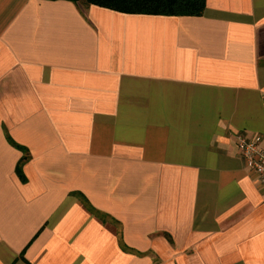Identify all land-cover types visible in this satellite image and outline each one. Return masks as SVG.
Instances as JSON below:
<instances>
[{"label":"crops","instance_id":"obj_1","mask_svg":"<svg viewBox=\"0 0 264 264\" xmlns=\"http://www.w3.org/2000/svg\"><path fill=\"white\" fill-rule=\"evenodd\" d=\"M242 132L264 143V0H0V264H264Z\"/></svg>","mask_w":264,"mask_h":264},{"label":"trees","instance_id":"obj_2","mask_svg":"<svg viewBox=\"0 0 264 264\" xmlns=\"http://www.w3.org/2000/svg\"><path fill=\"white\" fill-rule=\"evenodd\" d=\"M127 13L202 15L207 0H73ZM25 159V158H24Z\"/></svg>","mask_w":264,"mask_h":264},{"label":"built area","instance_id":"obj_3","mask_svg":"<svg viewBox=\"0 0 264 264\" xmlns=\"http://www.w3.org/2000/svg\"><path fill=\"white\" fill-rule=\"evenodd\" d=\"M237 146L247 166L253 170L264 185V143L260 136L236 135Z\"/></svg>","mask_w":264,"mask_h":264}]
</instances>
